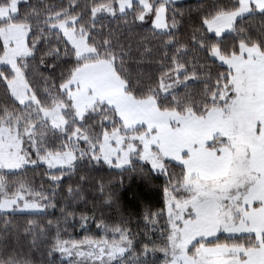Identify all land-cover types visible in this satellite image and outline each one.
Segmentation results:
<instances>
[{
	"label": "snow or ice",
	"instance_id": "snow-or-ice-1",
	"mask_svg": "<svg viewBox=\"0 0 264 264\" xmlns=\"http://www.w3.org/2000/svg\"><path fill=\"white\" fill-rule=\"evenodd\" d=\"M0 84V264H264V0H0Z\"/></svg>",
	"mask_w": 264,
	"mask_h": 264
},
{
	"label": "trees",
	"instance_id": "trees-1",
	"mask_svg": "<svg viewBox=\"0 0 264 264\" xmlns=\"http://www.w3.org/2000/svg\"><path fill=\"white\" fill-rule=\"evenodd\" d=\"M50 3L59 2V0H47ZM67 0H65V3ZM198 2H203V0H183L178 2V6L181 5H190L195 4ZM255 22L258 24L260 17L254 18ZM183 35V34H182ZM3 93V85L0 84V94ZM43 168L36 170V175L39 176L40 173L43 172ZM31 174V170L29 172ZM94 176H103L105 179L108 178H115L117 176L123 177V183L117 182V192L120 200V204L123 208L126 209L127 212L132 213V223L130 227L143 229L144 225L142 222V215L145 210V206L149 205L152 207V211H155L157 208L162 207L163 201V193L161 186L164 184V177L160 174H153L152 183L149 184L141 175L138 173H132L129 175L127 172H119L115 169H110L105 166L99 172H93ZM66 183H68L66 181ZM89 203L85 204L83 202H78L75 208L73 209L77 216L81 213H88L89 209L91 208V200L92 198L89 197ZM99 196L97 195L96 201L99 202ZM62 206V205H61ZM106 216L105 219L116 218L117 213L113 209H104ZM59 217V208L49 209V215L46 217H38L41 221L47 219H55ZM18 221H23L26 217L20 216L16 218ZM109 222L112 220L109 219ZM161 226H163V220H161ZM69 230L73 233V237L75 239H80L84 235H102V233L97 229L95 222L90 223L89 232L85 233L78 225L74 228L70 227ZM68 238V237H65ZM36 258H39V254H36ZM58 258V254H57Z\"/></svg>",
	"mask_w": 264,
	"mask_h": 264
},
{
	"label": "rangeland",
	"instance_id": "rangeland-1",
	"mask_svg": "<svg viewBox=\"0 0 264 264\" xmlns=\"http://www.w3.org/2000/svg\"><path fill=\"white\" fill-rule=\"evenodd\" d=\"M181 1H183V0H178V2H181Z\"/></svg>",
	"mask_w": 264,
	"mask_h": 264
}]
</instances>
